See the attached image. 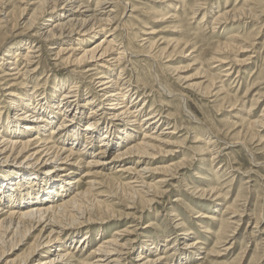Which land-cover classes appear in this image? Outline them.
<instances>
[{"label": "rangeland", "instance_id": "rangeland-1", "mask_svg": "<svg viewBox=\"0 0 264 264\" xmlns=\"http://www.w3.org/2000/svg\"><path fill=\"white\" fill-rule=\"evenodd\" d=\"M38 1L42 0H0V18L6 16L5 26H0V41L7 42L0 49V57L15 44L27 42L24 50L18 51L23 54L25 47L31 46L33 40L26 36L29 33L26 26L29 19L35 21L39 17L41 10L35 12L37 4H29ZM82 1L89 9L84 15H91L98 0ZM111 2L117 10V22L124 23L120 29L124 30L119 29L116 34L102 32L93 42L87 40L77 44L75 41V47L89 49L94 42L115 39L116 45L127 48L134 57H130V66H126L128 71L123 77L131 76L132 81L145 83L147 87V90L143 89L145 97L140 96L142 92L136 95L140 98L134 107H141L142 115H146L152 106L161 108L164 115L173 114L171 117L177 121L179 133L167 139L169 145L151 141L152 148L145 150L141 161L96 167L87 161L93 160L100 150L102 138L108 136L107 132L112 136L123 130L102 125L95 141L86 148L84 137L79 144L72 145L70 136H65L67 150L79 156L70 161L74 162L71 178L80 182L63 192L62 197L44 201L43 205L75 199L73 205L51 216V221L70 224L66 226L69 230L60 237L65 240L64 250L75 257L71 264L79 261L94 263V259H87L90 251L109 238L114 230L123 229L130 232L126 237L130 242L120 264H136L141 254L148 259L165 258L166 264H264V0ZM132 8L134 13H131ZM54 16L37 19L36 27L45 32L47 24L54 25L58 19ZM33 44L39 46L36 40ZM42 55V67L33 76L30 86L39 84L37 87H41L40 91H45L48 98L53 87L58 86V80L71 83L73 77L63 69L62 62L55 67L50 65L51 57L47 51ZM213 59H220L222 63ZM111 76L116 78L118 70ZM69 82L66 81V90ZM86 88L88 86L83 84L79 89L83 104L90 98ZM62 92L55 94V100ZM180 92L186 96L190 113L185 112L183 100L180 103V97L174 95ZM3 100L0 97L1 135L17 140L16 135L4 132L6 120L14 112L9 104L2 103ZM125 102V105H131L130 98H125ZM96 105H87L79 116L69 113L71 117L75 115L81 132L86 124L84 119ZM54 115L56 120L45 130L31 131L19 139H32L35 135L45 138L50 129L62 121L61 116ZM165 125L166 121L161 122L154 132L159 134ZM135 126L129 124L127 137L121 134L120 141L113 138L111 148L107 150L108 158L140 143L142 133ZM147 131L150 134L153 128ZM64 141L53 140L59 147H64ZM150 153L155 156L150 157ZM22 161L29 163H26L29 165L27 170L43 167L41 162L35 163L37 159L21 155L11 156L5 165ZM128 163L136 172L145 167L149 172L145 176L112 174L115 167ZM167 164L182 169H171L173 173H169L168 182L161 183L164 176L154 168ZM128 183V186L124 185ZM29 206L31 204L27 208ZM24 208L26 206L21 210ZM204 215H215L216 221L202 218ZM223 223L225 228L219 239L217 232ZM25 233L21 229L9 240L0 239V256L23 243L12 254L0 259V264H34L50 256L43 252L39 257H33L31 250L38 231L23 240ZM88 237L84 246L78 248L79 239L83 238V241ZM196 240L199 243L188 249L187 246ZM147 243H154L155 249L151 250ZM56 248L54 245L52 252Z\"/></svg>", "mask_w": 264, "mask_h": 264}, {"label": "bare ground", "instance_id": "bare-ground-1", "mask_svg": "<svg viewBox=\"0 0 264 264\" xmlns=\"http://www.w3.org/2000/svg\"><path fill=\"white\" fill-rule=\"evenodd\" d=\"M34 2L29 5L37 4L34 10L36 12L40 9L41 14L37 18H35L36 16L34 17L35 21L29 19L30 23L28 20L27 24H29L27 26L24 25V27L26 26L29 32H27L28 34L26 33V36L32 39L33 43L35 40L38 41L39 46L32 43L31 46L25 47L26 51L24 54L18 53L19 50H24V46L27 45V42L26 44L22 42L21 44H15L14 48H7L0 57V97L5 100L2 103L9 104L10 110L14 112L11 115L12 117L6 120L7 130L4 129V132L11 136L16 135L18 138L13 140L1 135L2 133L0 132V165H2L0 168L4 169L0 170V239L9 240L10 236L24 229L26 232L24 240L30 238L35 231H38L31 255L39 257L44 252L50 256L46 260L36 261L34 264H71V262L75 261V257L64 250L66 247L65 240L60 237V235L69 230L70 227L66 226H70V224L62 225L51 221V216L58 214L61 209L63 210L73 205L75 199L73 197L66 201L60 200L59 204L54 202L46 206L43 205L44 201L62 197L63 192L71 190L80 182L77 178L73 181L71 178L74 162L71 163L70 161L74 157L78 158L79 156L72 150H67V141H64L65 136H70L72 145L79 144L81 137H84V147L86 148L95 141L102 125L107 126L108 124L109 127L121 128L122 132H115L118 135H114V133L111 136V132L110 134L107 132L108 136L105 135L98 146L100 150L92 157L93 160L87 161V164L96 167L112 166L115 163H123L125 161H135V163L136 161H141L145 157V150L152 148L151 141L169 145L167 139L179 132L177 131V121L171 117L173 114L164 115L161 108L151 105L149 112L146 115H142L141 107L139 109L134 107L140 98L137 99L136 95L142 92L140 96L145 97L146 91L143 93V89L147 90V87L144 86L145 83L139 84L136 81H132L131 76L123 77L128 71L126 66H130V57H134L127 48L123 49L119 44L116 45L115 39H113L114 41L103 39L98 43L94 42L95 44L89 49L81 50L79 46L75 47V45L87 42V40H92L93 42L102 32L112 31L115 34L120 32L118 30L123 27L124 23L117 22L115 15L117 10H115L111 0H98L95 10L88 16L84 15L89 9L86 8L87 6L82 0H42ZM24 5L27 6V4ZM101 9L105 11L101 12ZM134 12L135 10L132 8L131 13ZM54 14L58 16L55 24H47L45 32L44 30L41 32V29L36 27L37 19L42 17L51 18ZM5 18L6 16L0 18V26L2 28L5 26ZM113 25L116 26L112 29ZM49 27L51 28L48 29ZM113 37L115 38V36ZM75 41L78 43L74 44L76 43ZM6 44L7 42L4 39L1 40L0 49ZM45 51L51 57L52 64L50 65L55 67L57 63L62 62L64 64L63 69L73 77L71 83L69 80H58V86L53 87L54 90L48 98L45 96V91H40L41 87H37L39 84L30 86L33 76L42 67L40 60L43 56L42 52ZM126 53L129 54L127 58ZM77 55L79 56L77 57ZM214 61L219 64L222 63L220 59ZM116 70H118V76L113 78L111 75ZM158 78L162 81L161 77ZM66 81L70 83V86L68 83L69 88L67 90L65 89ZM83 84L88 86L86 90L88 95H90V98L84 104L81 101L83 97L79 92ZM166 89L167 87H164V90ZM184 89L189 90L187 88ZM61 91L63 92L59 99L55 100V94H59ZM147 92L152 93L153 91ZM166 92L172 95L167 90ZM174 95L180 97V103L183 100L182 105H184L185 112L190 113L186 96L181 92ZM125 98H130L131 105H125ZM93 103H97V105L89 110L88 116L84 119L86 124L81 132L75 115L83 114V108L87 105H93ZM143 105L144 101L141 106ZM39 112L42 113L37 116L36 114ZM55 113L62 117V121L56 127L50 129L49 134L45 138H39L35 135L32 139H19V137L25 136L26 133L31 131L45 130L56 120L57 116L54 115ZM69 113L75 115L71 117ZM1 120L2 118L0 117ZM163 121H166V125L157 134L154 130ZM2 123L0 124V130H3ZM129 124H135L138 131L142 133L140 143L122 151L119 150L113 157L108 158L109 151L107 152V150L111 148L113 138L114 141H120L122 139L121 134L127 137ZM151 128H153V132L148 134L147 130ZM152 134H156V136H151ZM57 138L59 141H64L63 143L61 142L64 147H59L53 142ZM68 138L66 137V139ZM154 146L156 148V145ZM66 153L67 155H65ZM13 155L35 158L37 159L35 163L41 162L43 167L40 170H27L29 165H26L28 162L24 161L5 165L6 161ZM151 155L150 153V157ZM128 164L115 167L112 174H135L141 176L149 172L146 167L136 172L135 169L131 168V163ZM173 168L182 169L173 164H167L157 165L154 171L164 176V180L160 181L161 183H167V177ZM24 183H27L25 187L23 186ZM124 185L128 186L129 183ZM21 187H24V189ZM30 204L31 206L27 208ZM25 206L26 208L21 210V207ZM202 218L208 221H216L215 215H204ZM80 220L81 218H78L77 221L81 222ZM223 227L225 228L224 223L220 225L219 232H217L219 239L223 236ZM129 233L127 229L114 230L109 238L102 240L90 251L87 259H94V263L89 264H120L121 256L129 247L130 241L126 240V237L130 235ZM82 239H79L80 247L77 246L80 249L89 237L83 241ZM198 243L199 241L196 240L195 243L187 247L188 249H193L194 245ZM21 244L23 243L20 242L9 250L4 251L0 259L12 254ZM54 245L57 248L52 252L51 248ZM148 245H150L151 250L155 249L154 243H147L146 246ZM164 259L162 257L148 259L144 254H141L136 260V264H166ZM77 264L88 263L87 261H79Z\"/></svg>", "mask_w": 264, "mask_h": 264}]
</instances>
